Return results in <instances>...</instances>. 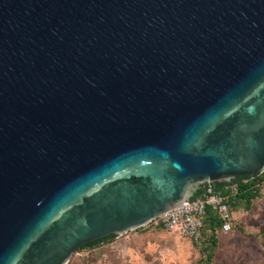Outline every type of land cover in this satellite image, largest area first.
Listing matches in <instances>:
<instances>
[{
    "label": "water",
    "instance_id": "water-1",
    "mask_svg": "<svg viewBox=\"0 0 264 264\" xmlns=\"http://www.w3.org/2000/svg\"><path fill=\"white\" fill-rule=\"evenodd\" d=\"M262 173L264 0H0V264Z\"/></svg>",
    "mask_w": 264,
    "mask_h": 264
},
{
    "label": "rangeland",
    "instance_id": "rangeland-1",
    "mask_svg": "<svg viewBox=\"0 0 264 264\" xmlns=\"http://www.w3.org/2000/svg\"><path fill=\"white\" fill-rule=\"evenodd\" d=\"M232 218L231 231L217 233L212 264H264V185L252 209ZM201 258L190 240L147 225L97 249L74 253L68 264H198Z\"/></svg>",
    "mask_w": 264,
    "mask_h": 264
},
{
    "label": "trees",
    "instance_id": "trees-1",
    "mask_svg": "<svg viewBox=\"0 0 264 264\" xmlns=\"http://www.w3.org/2000/svg\"><path fill=\"white\" fill-rule=\"evenodd\" d=\"M264 185V173L251 177H238L230 183H216L210 186L214 193L221 194L229 207L231 215L241 210L248 212L252 209L253 203L262 198V186ZM236 186L237 192L234 194L231 187ZM206 187L197 189L192 200L201 198ZM233 220L231 221L232 224ZM152 225V224H149ZM223 222L216 210L207 206L202 218L201 239L200 245H194L199 248L202 255L198 264H212L214 254L218 248L217 233L221 230ZM156 229L164 230L162 225L155 226ZM116 239L115 236H109L103 239L96 240L79 247L75 253L94 250L102 244H107Z\"/></svg>",
    "mask_w": 264,
    "mask_h": 264
},
{
    "label": "built area",
    "instance_id": "built-area-1",
    "mask_svg": "<svg viewBox=\"0 0 264 264\" xmlns=\"http://www.w3.org/2000/svg\"><path fill=\"white\" fill-rule=\"evenodd\" d=\"M204 187L206 189L201 198L195 200L190 198L150 224L153 227L162 225L165 231L177 233L181 237L190 240L193 245L198 246L201 239L202 218L205 208L210 206L218 212L223 222L220 232H230L233 218L225 198L221 194L214 193L210 186ZM231 191L235 194L237 192L236 186L231 187Z\"/></svg>",
    "mask_w": 264,
    "mask_h": 264
}]
</instances>
